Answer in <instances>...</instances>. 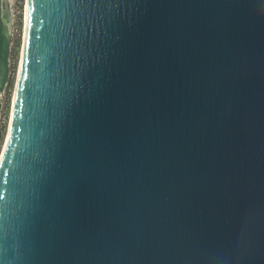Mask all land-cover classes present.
I'll return each mask as SVG.
<instances>
[{
	"label": "water",
	"instance_id": "95a60500",
	"mask_svg": "<svg viewBox=\"0 0 264 264\" xmlns=\"http://www.w3.org/2000/svg\"><path fill=\"white\" fill-rule=\"evenodd\" d=\"M0 264H264V0H26Z\"/></svg>",
	"mask_w": 264,
	"mask_h": 264
},
{
	"label": "rangeland",
	"instance_id": "374dc122",
	"mask_svg": "<svg viewBox=\"0 0 264 264\" xmlns=\"http://www.w3.org/2000/svg\"><path fill=\"white\" fill-rule=\"evenodd\" d=\"M10 14L12 52L10 59V81L5 93L0 97V157L8 135L12 101L19 71L21 50L24 38L26 0H4ZM11 85V86H10Z\"/></svg>",
	"mask_w": 264,
	"mask_h": 264
},
{
	"label": "trees",
	"instance_id": "16d2710c",
	"mask_svg": "<svg viewBox=\"0 0 264 264\" xmlns=\"http://www.w3.org/2000/svg\"><path fill=\"white\" fill-rule=\"evenodd\" d=\"M11 86V85H10Z\"/></svg>",
	"mask_w": 264,
	"mask_h": 264
}]
</instances>
